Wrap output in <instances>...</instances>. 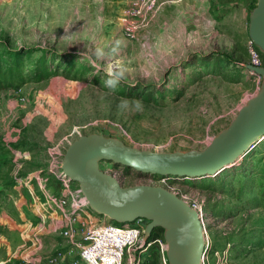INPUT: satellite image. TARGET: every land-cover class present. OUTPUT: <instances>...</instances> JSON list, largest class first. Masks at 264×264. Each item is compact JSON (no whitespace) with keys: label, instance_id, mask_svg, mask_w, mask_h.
<instances>
[{"label":"rangeland","instance_id":"374dc122","mask_svg":"<svg viewBox=\"0 0 264 264\" xmlns=\"http://www.w3.org/2000/svg\"><path fill=\"white\" fill-rule=\"evenodd\" d=\"M208 5L157 0L151 15L132 20L127 35L120 17L130 0H0V52L30 51L28 61L24 56L25 71L45 52L54 68L41 81L0 88V264H24L18 258L24 253L21 233L30 223L31 238L39 241L36 251H28L32 264L77 261L87 225L78 218L75 244L70 243L48 221L37 220L22 182L44 174L57 190L60 181L51 169L57 170L78 137L99 134L155 152L203 150L256 95L262 79L243 68L252 65L251 6L244 10L223 0ZM97 48L105 52L99 68L88 58ZM110 66L124 72L115 88L105 84ZM123 98L129 99L127 107L121 106ZM135 99L140 107L132 103ZM99 166L115 173L123 187L159 186L158 176L107 161ZM215 183L216 177H174L167 186L180 199L200 205L208 262L222 260L226 252L233 264H264V207L254 199L257 190L246 187V195L239 197L237 186L217 188ZM90 219L97 223L104 217L92 212ZM138 223L144 231L147 221ZM153 235H163V229ZM141 243L142 236L130 251L135 257ZM140 255V264H163L157 248Z\"/></svg>","mask_w":264,"mask_h":264},{"label":"water","instance_id":"95a60500","mask_svg":"<svg viewBox=\"0 0 264 264\" xmlns=\"http://www.w3.org/2000/svg\"><path fill=\"white\" fill-rule=\"evenodd\" d=\"M248 19L249 39L264 54V0H256ZM243 68L261 77L258 92L203 150H140L116 138L90 134L71 142L61 158L60 171L77 183L97 216L121 225L147 221L143 246L155 229H163L167 264H201L205 235L198 212L164 187L120 186L99 165L107 161L141 174L190 179L214 176L235 165L264 138V67L244 64Z\"/></svg>","mask_w":264,"mask_h":264},{"label":"built area","instance_id":"2783aa9c","mask_svg":"<svg viewBox=\"0 0 264 264\" xmlns=\"http://www.w3.org/2000/svg\"><path fill=\"white\" fill-rule=\"evenodd\" d=\"M156 7L157 0H130V6L120 17V22L124 26L125 33L131 35L133 30L132 20L140 18L145 19L147 15H151L154 12ZM248 50L252 65L264 67L260 51L251 40L249 41ZM18 101L22 102L23 98L19 97ZM67 143L69 144V142ZM56 169L57 170H51L54 176L60 180V182L57 183V190L46 188L45 184L48 180L47 177L37 174L27 176L22 183L29 193L37 220L42 224L48 221L52 225L53 231L58 232L70 243L75 244L78 228H80L78 225V218H82V226L87 225L82 235L83 243L79 246L78 259L73 264H140V254L148 252L152 247L159 249L163 264H167L165 256L166 244L162 235L157 237L153 235L149 243L145 246L141 243L138 256L135 257V254L132 255L130 251L140 242L143 229L140 228L138 222L142 219L136 220L135 225L129 224L127 226H117L115 225L116 223L113 224L114 222H110L106 217H104L102 222L94 223L90 219L92 212L78 186L73 187V182L63 175L59 166L56 167ZM105 173L114 177L120 186H123L115 173L113 174L109 171ZM158 178L159 186L172 192V189L167 186V181L174 177L158 176ZM33 185L37 188L36 192L33 189ZM189 205L198 212L204 230L205 244L201 264H233L228 259L226 252L223 253L222 260L215 263L208 262L206 251L209 246V239L205 231L201 207L196 204ZM31 228L32 224L30 223L21 233V247L24 248V253H20L18 258L23 261L24 264H32V252L29 253L28 251L33 249L34 252L39 248L38 239L34 235L33 238H31Z\"/></svg>","mask_w":264,"mask_h":264},{"label":"trees","instance_id":"16d2710c","mask_svg":"<svg viewBox=\"0 0 264 264\" xmlns=\"http://www.w3.org/2000/svg\"><path fill=\"white\" fill-rule=\"evenodd\" d=\"M255 3L256 0H253L249 12L253 9ZM24 56H28V61L30 59V51L7 48L0 52V88L17 87L24 84L27 80L38 82L54 73V68L48 63L49 57L45 52H42L38 59L32 61V66L27 71H25L23 67L24 62H26ZM262 60L264 61L263 58ZM260 147L264 148V141H262L258 147H255L252 151L243 156L242 159L239 158V162L235 165L208 178L214 181L216 177L215 184H217V188H223L225 185L229 188L237 186V195L239 197L246 195V187L248 190L254 188L257 190V194L254 196L255 201L260 202L264 207V159H262V157H257L264 155V152H262ZM41 176H44V174ZM204 178L207 177L195 179ZM55 180L60 181L59 178H56ZM12 184L13 183L10 182L7 183L8 186H11ZM45 186L46 188L51 189L49 181L46 182ZM229 190L230 189H228V191ZM222 192H225V189ZM151 237H153V232Z\"/></svg>","mask_w":264,"mask_h":264},{"label":"clouds","instance_id":"9594fccd","mask_svg":"<svg viewBox=\"0 0 264 264\" xmlns=\"http://www.w3.org/2000/svg\"><path fill=\"white\" fill-rule=\"evenodd\" d=\"M104 56H105L104 50L101 48H97L95 49V52L92 55H89L88 58L97 68H99L100 65L98 61L102 59ZM109 72L110 75L109 78L105 81V84L109 88H115L119 80L124 76V72L122 70H113L111 66L109 67ZM128 103H129L128 98H123L121 100L122 107H127ZM132 103H134L136 107H140L142 102L139 99H135L132 101Z\"/></svg>","mask_w":264,"mask_h":264},{"label":"crops","instance_id":"0c3cea01","mask_svg":"<svg viewBox=\"0 0 264 264\" xmlns=\"http://www.w3.org/2000/svg\"><path fill=\"white\" fill-rule=\"evenodd\" d=\"M191 2L195 1L198 3L199 0H190ZM203 2L208 3V9L210 8V0H202ZM225 3H228L229 5H241L244 10L247 9V7L251 6L250 3L252 0H223ZM219 2V0H218ZM250 8V7H249Z\"/></svg>","mask_w":264,"mask_h":264},{"label":"bare ground","instance_id":"6f19581e","mask_svg":"<svg viewBox=\"0 0 264 264\" xmlns=\"http://www.w3.org/2000/svg\"><path fill=\"white\" fill-rule=\"evenodd\" d=\"M241 158V157H240Z\"/></svg>","mask_w":264,"mask_h":264}]
</instances>
